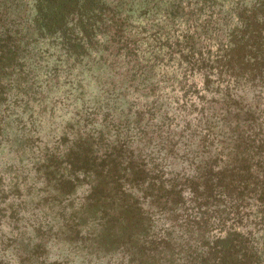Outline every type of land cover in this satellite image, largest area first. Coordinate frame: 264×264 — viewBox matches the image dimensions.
I'll list each match as a JSON object with an SVG mask.
<instances>
[{
	"label": "trees",
	"instance_id": "trees-1",
	"mask_svg": "<svg viewBox=\"0 0 264 264\" xmlns=\"http://www.w3.org/2000/svg\"><path fill=\"white\" fill-rule=\"evenodd\" d=\"M237 1L0 0V103L44 71L46 91L55 73L75 83L57 101L91 102L60 139L44 126L57 124L40 106L49 91L23 103L39 126L20 144L38 167L0 175L15 194L0 264H70L79 246L93 264H264V0ZM167 100L185 101L178 121Z\"/></svg>",
	"mask_w": 264,
	"mask_h": 264
},
{
	"label": "rangeland",
	"instance_id": "rangeland-1",
	"mask_svg": "<svg viewBox=\"0 0 264 264\" xmlns=\"http://www.w3.org/2000/svg\"><path fill=\"white\" fill-rule=\"evenodd\" d=\"M234 1H237V0H234ZM245 3L247 4L248 1L245 0ZM241 5L242 4H239V6H241ZM144 9L145 8H139V10L136 12V14L139 15L140 13H142V11H144ZM150 14H153V11L147 12L146 15L141 16L139 18V21H141L143 24L147 23V22H145V20L143 21V19H145V18L147 19V17L150 18L151 17ZM233 18L235 19L234 20L235 22H233L234 24H231V25H228V26H225L222 28L224 30V32L230 33V35H232V33H233L230 30L231 29L234 30L236 28L235 25H237V23H238L236 16H233ZM157 19H158V17H157ZM156 21L157 20H155V22ZM155 22L152 23V25H149L148 23L147 24L149 27H152L155 24ZM215 48H216V46H215ZM53 62H55V61H53ZM53 62H51V63H53ZM42 63H43V65L46 66L45 68L47 71H51L50 66H48L49 64H47L46 61H43ZM41 66H38V68L40 69ZM47 73L49 74L50 72L44 71V74L42 75L43 80L45 79V77H47V75H48ZM199 75H201V73H198V77L196 80L199 83V88H201V87H203L204 83H203V79H201V78L199 79V77H200ZM211 75H212L211 76L212 78H215L218 76L215 73H212ZM43 80H42V82L40 81L39 83L32 84L31 86L33 87V90L32 89L29 90L30 92L28 91L29 93L27 96L26 95H23V96L20 95L19 97H16V98L11 97L12 98L11 100L0 103L1 104L0 105V175H2L3 177L10 174L12 171H19V173H20V171L22 172L26 168L30 169V174L34 173V170H32V166L34 167V164H36V163L32 162L33 160L28 157V154L26 152H22L24 145L22 146L20 144V142L24 140V137H23L24 132H22V131H24V129H25V133L28 134V130H30V128H32L33 126L34 127L39 126V123L33 124L32 120L30 118V113L28 112V110L25 112L24 107H22L23 103L25 101H27V99L33 98L34 95H36L38 98H40L42 95L46 94L45 92L49 91L50 98H48L47 101H44L42 103V105H40V106H42V107L46 106V107L50 108V110L53 107L52 112L51 111H49L48 113L45 112V113H47V115L45 116V114H44V116L46 118L45 119L46 121L56 120L57 124H53V125L48 124V125H44V126H45V129H48L49 127H51V128H49L50 132H51V130H54V131L51 132L50 134H53L56 132L55 134H58L59 139L64 135L62 132V129H63L62 126L63 125L67 126L68 125L67 122L69 120H73V114L75 113L76 109L77 110H82V109L85 110L88 108L87 107L88 105H91V102H90V104L89 103L80 104L79 101L74 102L71 97L65 98L61 102L57 101L58 100L57 97L61 96L62 91L64 89L73 87L72 92H74L73 94L76 93L77 90L73 86L75 84L73 80H71V81L69 80V82H67L64 77L60 76L58 73H55V77H54L53 81L51 80L52 83L50 84L51 90H48V91H46L47 88L44 85L45 81H43ZM29 84H30V82H29ZM34 89H35V92H34ZM178 94L182 95L181 91H178ZM202 94L208 95L210 98L214 97V99H215V97H218L220 95V94H216V93L209 91V90L203 91V89H202L200 95H202ZM250 96H251V94H250ZM128 98L129 97L127 95L126 98L125 97L121 98V100L120 101L118 100V102H116V104H115L116 108L119 110V111H116V115L119 117V118L117 117L118 121L130 122V120L133 119V117H132L133 112L131 111L132 110L131 109V102L132 101ZM199 99L200 98L197 99V96L195 95L192 97L191 101L193 102V104L195 103V106L199 107L202 105V101H200ZM184 102L185 101H183V100L176 101V102H172V101L170 102L169 100H167L166 104H167V106H169L170 111H172V112H170V115L175 117V121H178L179 118H178V113L175 114V112H173V111L176 110V107L178 105H180ZM4 109H6V110H4ZM176 111L178 112V110H176ZM217 111H218V113L220 112V116H222V110L217 108ZM192 115L194 117V122H196L198 120L197 114L193 113ZM34 116H35V114H34ZM172 116H170V117H172ZM216 124H217V121H215V125ZM59 125H60V127H58ZM221 125H223V122ZM221 125L220 126L217 125L215 130L219 131ZM68 129L70 130L71 128L68 127ZM179 129L181 130V127ZM200 130H202L200 132H203V133L206 131V130H204V128H202ZM29 136H30V134H29ZM68 139L71 140L70 138H67V140H65V143L68 141ZM24 142L25 141H23V143ZM24 149H23V151H24ZM15 156H16V158H15ZM21 156H23V157H21ZM35 166L38 167V163ZM9 179H11V177ZM9 179H7V180L9 181ZM1 188H3L4 192H5L4 194L0 193V208H3L7 204L6 202L11 203V201L15 200V194L13 195L11 193L10 188L7 186L1 187ZM43 193L44 192L42 191V194ZM37 195H38L37 193H33L32 197L34 199H38L39 196H37ZM23 196H24V199L29 198V200L21 201L22 205L28 209H31V210H34L37 212L38 210L36 208H38V207H36L34 205V202H32L30 200L31 197L29 195H26V191H25ZM3 198H6V199H3ZM17 202H20V201H16L14 203H17ZM51 211H52V214H51L52 217H55V218L58 217L57 213L60 212L59 208L52 209ZM7 219H8V217H6V215L5 216L2 215L0 212V222L4 223V224L0 225V228H2L5 231L9 229V225H7L5 222V220H7ZM89 226H91L90 230H92L93 228H95L97 226V224L92 223ZM85 231L82 232V234L80 235V238H82L83 244L86 246V243L84 242L86 239L84 236L86 234H88V232L86 233ZM88 249L89 248H87V250ZM60 251H61L60 248L54 247L52 255H58V253ZM89 259L90 258L88 256H86V249L79 246V248H76L75 251L72 252V254H71L72 262H70V264H93V262L91 263L88 261Z\"/></svg>",
	"mask_w": 264,
	"mask_h": 264
},
{
	"label": "water",
	"instance_id": "water-1",
	"mask_svg": "<svg viewBox=\"0 0 264 264\" xmlns=\"http://www.w3.org/2000/svg\"><path fill=\"white\" fill-rule=\"evenodd\" d=\"M202 53L204 55H207V56H209V55L212 56V54H213L212 52H210L209 47H208L207 44L204 46V49H203ZM174 69H176V67H174Z\"/></svg>",
	"mask_w": 264,
	"mask_h": 264
}]
</instances>
